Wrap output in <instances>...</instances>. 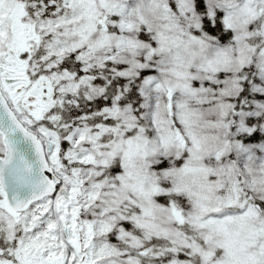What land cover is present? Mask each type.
Listing matches in <instances>:
<instances>
[{"label":"snow or ice","instance_id":"1","mask_svg":"<svg viewBox=\"0 0 264 264\" xmlns=\"http://www.w3.org/2000/svg\"><path fill=\"white\" fill-rule=\"evenodd\" d=\"M0 264H264V0H0Z\"/></svg>","mask_w":264,"mask_h":264}]
</instances>
